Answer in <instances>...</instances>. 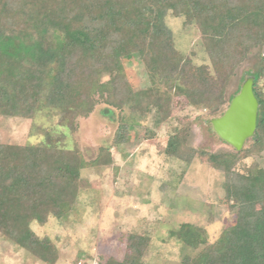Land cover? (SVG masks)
I'll use <instances>...</instances> for the list:
<instances>
[{
    "label": "trees",
    "instance_id": "obj_1",
    "mask_svg": "<svg viewBox=\"0 0 264 264\" xmlns=\"http://www.w3.org/2000/svg\"><path fill=\"white\" fill-rule=\"evenodd\" d=\"M168 13L198 26L208 64L196 65L175 48L164 23ZM254 49L259 69L249 76L258 114L251 147L196 150L186 144L185 126L169 136L166 154L186 165L198 158L221 172L224 201L238 205L234 224L214 243L188 223L170 232L193 252L181 264H264V169L254 163L238 170L264 150V0H0V116L30 118L45 107L74 132L75 120L102 102L120 118L127 111L134 124L152 115L158 126L170 116L172 100L158 85L176 88L189 106L213 114L226 104L230 78ZM133 58L145 69L147 88L135 90L126 81L122 68ZM127 129L118 125L114 145L126 142ZM55 144L47 132L37 145L0 144V234L44 264L55 263L56 251L31 225L64 218L76 203L80 172L111 163L110 147L85 162ZM125 242L121 260L98 264H146L149 239L132 233Z\"/></svg>",
    "mask_w": 264,
    "mask_h": 264
},
{
    "label": "rangeland",
    "instance_id": "obj_2",
    "mask_svg": "<svg viewBox=\"0 0 264 264\" xmlns=\"http://www.w3.org/2000/svg\"><path fill=\"white\" fill-rule=\"evenodd\" d=\"M164 23L178 51L189 55L196 65L208 64L197 25L184 26L183 18L170 13ZM260 53L262 57L264 51ZM258 69V51L254 49L230 78L226 104L213 114L189 106L182 95L176 94V88L168 91L164 85H158L161 92L172 98L170 116L158 126L154 125L152 115L139 118L134 124L127 111L120 118L117 109L102 102L86 118L75 120L74 132L59 125L55 110L45 107L30 118L0 116V144L37 145L45 140L47 132L57 147L78 152L85 162L94 160L100 147H110L109 165L88 166L80 172L72 211L60 220L50 216L43 225H31L38 238H47L54 247V264H71L79 259L97 263L121 260L126 236L132 233L149 239L142 257L146 264H181L183 256L193 252L183 249L170 232L184 223L204 229L208 243L219 239L238 214L236 202L224 201L223 174L198 158L188 165L170 158L166 144L175 128L187 126L186 144L193 149L233 152L213 132L209 121L222 115L228 100ZM122 72L135 90L150 85L137 58L126 62ZM107 79L102 77V81ZM259 87L264 96V78ZM120 123L128 124L127 140L114 145ZM253 142L246 141L243 149L250 148ZM254 163L264 169V150L243 160L238 170ZM0 264L44 263L0 234Z\"/></svg>",
    "mask_w": 264,
    "mask_h": 264
},
{
    "label": "water",
    "instance_id": "obj_3",
    "mask_svg": "<svg viewBox=\"0 0 264 264\" xmlns=\"http://www.w3.org/2000/svg\"><path fill=\"white\" fill-rule=\"evenodd\" d=\"M253 79L247 77L222 115L209 121L217 137L235 152L252 139L256 128L258 103L252 91Z\"/></svg>",
    "mask_w": 264,
    "mask_h": 264
},
{
    "label": "built area",
    "instance_id": "obj_4",
    "mask_svg": "<svg viewBox=\"0 0 264 264\" xmlns=\"http://www.w3.org/2000/svg\"><path fill=\"white\" fill-rule=\"evenodd\" d=\"M71 264H98L97 261L88 260V259H79Z\"/></svg>",
    "mask_w": 264,
    "mask_h": 264
}]
</instances>
